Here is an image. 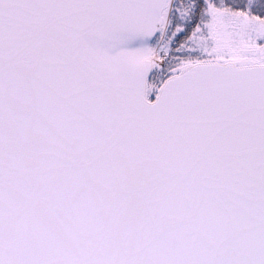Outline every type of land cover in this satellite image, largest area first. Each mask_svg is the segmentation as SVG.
<instances>
[{
  "label": "snow or ice",
  "instance_id": "snow-or-ice-1",
  "mask_svg": "<svg viewBox=\"0 0 264 264\" xmlns=\"http://www.w3.org/2000/svg\"><path fill=\"white\" fill-rule=\"evenodd\" d=\"M0 264H264V0H0Z\"/></svg>",
  "mask_w": 264,
  "mask_h": 264
}]
</instances>
